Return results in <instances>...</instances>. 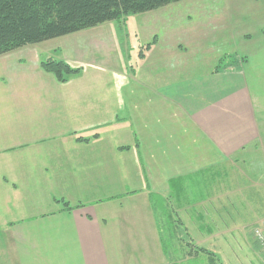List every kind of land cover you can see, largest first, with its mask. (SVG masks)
<instances>
[{
	"label": "crops",
	"instance_id": "crops-1",
	"mask_svg": "<svg viewBox=\"0 0 264 264\" xmlns=\"http://www.w3.org/2000/svg\"><path fill=\"white\" fill-rule=\"evenodd\" d=\"M253 29L223 66L206 29L141 39L135 65L109 48L64 83L1 65L0 264H244L264 225Z\"/></svg>",
	"mask_w": 264,
	"mask_h": 264
},
{
	"label": "rangeland",
	"instance_id": "rangeland-1",
	"mask_svg": "<svg viewBox=\"0 0 264 264\" xmlns=\"http://www.w3.org/2000/svg\"><path fill=\"white\" fill-rule=\"evenodd\" d=\"M263 19L264 0H181L150 11L128 14L76 33L23 46L1 55L0 66L21 62L29 64L28 68H34L46 58L61 59L73 67L91 63L97 65L103 63L101 59L105 60L103 54L115 56L109 50L112 47L115 50L117 48L118 54L131 55L127 58L129 63L132 61L130 64L135 65L137 53L145 43L141 39L150 41L155 35L157 40L165 35L183 41L195 33L199 35L206 32L205 29L211 32L206 42L210 51L214 55L223 53L220 62L223 66L231 57L229 52L241 53L252 45L258 36L253 29L255 22ZM242 34H250L248 38L251 39L248 41ZM255 227L248 231V245L238 248L240 257H244V264H264V254L252 233Z\"/></svg>",
	"mask_w": 264,
	"mask_h": 264
},
{
	"label": "trees",
	"instance_id": "trees-1",
	"mask_svg": "<svg viewBox=\"0 0 264 264\" xmlns=\"http://www.w3.org/2000/svg\"><path fill=\"white\" fill-rule=\"evenodd\" d=\"M177 1L181 0H0V56ZM39 66L60 83L81 70L52 58L41 60Z\"/></svg>",
	"mask_w": 264,
	"mask_h": 264
},
{
	"label": "built area",
	"instance_id": "built-area-1",
	"mask_svg": "<svg viewBox=\"0 0 264 264\" xmlns=\"http://www.w3.org/2000/svg\"><path fill=\"white\" fill-rule=\"evenodd\" d=\"M253 236L259 242L261 252L264 254V225L256 226L252 230Z\"/></svg>",
	"mask_w": 264,
	"mask_h": 264
}]
</instances>
